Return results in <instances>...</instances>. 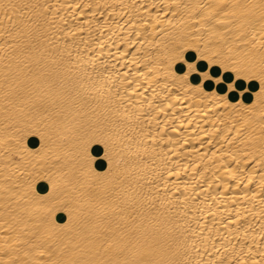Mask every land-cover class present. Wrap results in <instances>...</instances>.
Wrapping results in <instances>:
<instances>
[{
    "label": "bare ground",
    "instance_id": "6f19581e",
    "mask_svg": "<svg viewBox=\"0 0 264 264\" xmlns=\"http://www.w3.org/2000/svg\"><path fill=\"white\" fill-rule=\"evenodd\" d=\"M0 264H264V0H0Z\"/></svg>",
    "mask_w": 264,
    "mask_h": 264
}]
</instances>
